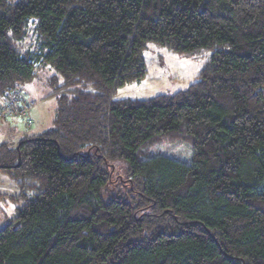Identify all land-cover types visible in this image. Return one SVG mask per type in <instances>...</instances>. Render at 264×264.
<instances>
[{
	"label": "trees",
	"instance_id": "1",
	"mask_svg": "<svg viewBox=\"0 0 264 264\" xmlns=\"http://www.w3.org/2000/svg\"><path fill=\"white\" fill-rule=\"evenodd\" d=\"M148 42L207 51L197 80L113 99ZM45 68L52 126L0 143V264H264V0H0V97Z\"/></svg>",
	"mask_w": 264,
	"mask_h": 264
},
{
	"label": "rangeland",
	"instance_id": "2",
	"mask_svg": "<svg viewBox=\"0 0 264 264\" xmlns=\"http://www.w3.org/2000/svg\"><path fill=\"white\" fill-rule=\"evenodd\" d=\"M34 24L35 19L30 18L27 27H25V37L19 41H14L15 46L22 52L35 47ZM143 55L146 66L144 76L139 82H132L117 88L112 95L113 99H146L157 94H172L178 90H183L197 80V74L206 61L208 52L200 51L197 54L188 55L170 51L163 46L148 42ZM52 73L51 68L40 69L34 79L21 84L19 87L20 94L23 96L25 104L28 105V115L31 122L26 126L19 119L18 125L19 127L22 126L23 129L30 130L29 134H39L53 124L57 100L56 95L50 94L51 87L47 83V77ZM2 100L3 96L0 97V102ZM5 122L4 120L0 123V143L6 140L15 144L20 140L21 135L4 132L3 130L7 128L5 126H8ZM153 151L167 153L184 160L189 156V148L184 144L166 142L154 146ZM16 191L15 183L8 174L0 170V192L15 194ZM18 205V202L1 199L0 226L4 224L7 218L14 216L15 208Z\"/></svg>",
	"mask_w": 264,
	"mask_h": 264
},
{
	"label": "built area",
	"instance_id": "3",
	"mask_svg": "<svg viewBox=\"0 0 264 264\" xmlns=\"http://www.w3.org/2000/svg\"><path fill=\"white\" fill-rule=\"evenodd\" d=\"M15 118L22 120L26 126L31 122L28 115V105L25 104L19 87L9 91L0 102V123Z\"/></svg>",
	"mask_w": 264,
	"mask_h": 264
},
{
	"label": "crops",
	"instance_id": "4",
	"mask_svg": "<svg viewBox=\"0 0 264 264\" xmlns=\"http://www.w3.org/2000/svg\"><path fill=\"white\" fill-rule=\"evenodd\" d=\"M19 119H13V120H10V121H6L5 123L6 124H8V126H5V127H7V128H5L3 131L4 132H7V133H12V134H14V133H16V134H20L21 135V137L20 138H22L24 135H27V134H29V131L30 130H28V129H23L22 128V126L21 127H19V125H18V123H19V121H18ZM8 122V123H7ZM2 126H4V125H2ZM32 126V125H31ZM38 134V133H37Z\"/></svg>",
	"mask_w": 264,
	"mask_h": 264
}]
</instances>
